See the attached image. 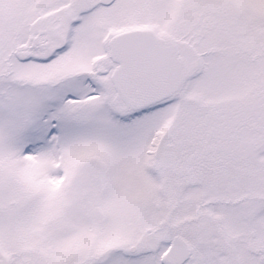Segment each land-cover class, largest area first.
<instances>
[{"label": "snow or ice", "instance_id": "1", "mask_svg": "<svg viewBox=\"0 0 264 264\" xmlns=\"http://www.w3.org/2000/svg\"><path fill=\"white\" fill-rule=\"evenodd\" d=\"M0 264H264V0H0Z\"/></svg>", "mask_w": 264, "mask_h": 264}]
</instances>
